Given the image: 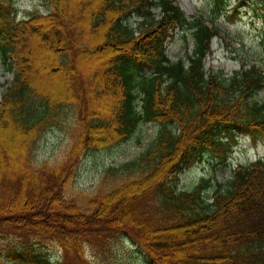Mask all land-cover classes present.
I'll list each match as a JSON object with an SVG mask.
<instances>
[{
	"label": "trees",
	"instance_id": "16d2710c",
	"mask_svg": "<svg viewBox=\"0 0 264 264\" xmlns=\"http://www.w3.org/2000/svg\"><path fill=\"white\" fill-rule=\"evenodd\" d=\"M47 1L48 14L17 21L11 0H0V59L13 71L0 100V264H95L86 250L105 260L123 236L143 249L144 264H264V157L213 192L206 181L178 189L183 168L226 151L221 132H264V98H254L264 70L250 64L230 77L205 70L215 31L172 0ZM255 1L264 19V0ZM225 5L212 0V15ZM176 26L191 30L195 43L173 61L163 43ZM38 49L48 55L43 63ZM43 65L64 84H37ZM147 67L151 77L140 71ZM148 121L157 134L136 156L96 166L104 173L91 192L72 189L84 156L137 142ZM52 128L67 146L60 160L39 161ZM44 241L59 248L55 258Z\"/></svg>",
	"mask_w": 264,
	"mask_h": 264
},
{
	"label": "rangeland",
	"instance_id": "374dc122",
	"mask_svg": "<svg viewBox=\"0 0 264 264\" xmlns=\"http://www.w3.org/2000/svg\"><path fill=\"white\" fill-rule=\"evenodd\" d=\"M239 1L227 0V16L217 17L216 21H214L218 28V33L212 39L211 52L205 58V67L207 69L221 70L225 76H229L234 71L239 70L245 62L246 64L261 63L264 67V40L262 37L264 31L260 29V22L256 21L254 25L250 22L254 9L259 8V4H255V0H244V4L246 5H239ZM175 2L187 14H202L205 19L210 20L209 10L212 7L211 0H175ZM13 3L15 7H18L19 16L30 15L38 7L39 11H47V7L46 10L43 7L46 5V0H13ZM73 7L77 6L73 5ZM132 19L135 20V17ZM184 37H186V34L177 33L170 40L167 52L171 58H178L183 54L186 47L188 49L191 48V35H188L186 39L187 46L185 45ZM92 40L95 41L97 46L100 45L96 39ZM35 51L38 52L37 60L42 59L40 61L43 63L48 55L42 49ZM88 61L91 62V59ZM3 66L4 64L2 65L0 59V96L12 78V72L2 71ZM51 69L47 65L36 69L35 76L41 80H36L37 84L40 82L45 86L50 80L53 82L48 85L64 84L59 76H53L52 74L50 76ZM255 97L257 99L264 98V88ZM156 132L157 128L154 123L142 124L138 130L137 135H139V140L137 142L122 143L121 145L112 147L107 151L97 154L94 160H91V157L86 159L84 156L80 160L75 174L78 175L79 181H76L79 183H77L76 187L73 185L72 189H84L83 187H85L90 188L85 191L90 190L89 192H91L92 185H95L104 173L99 171L100 169L96 170V166L112 161H124L136 156L147 142L154 138ZM63 135L64 132L58 128H52L46 132L45 141L38 148L39 161L46 160L54 163L60 160L68 142V137L64 139ZM229 137V143L226 144L227 155L222 158H216L219 156L213 153L216 157L214 155H206L201 160H198L180 174L179 188L184 190L191 188L203 178L210 179L211 181H225L231 176L234 169L264 155V134L262 132L254 131V134L234 132ZM68 186L69 184L66 187ZM211 189L212 187L208 190L211 191ZM102 232L105 235V231L102 230ZM90 237L96 242H102V245L105 246L104 249H106L107 244L103 236L102 241L99 235L92 234ZM122 240L123 238H119L117 246L114 245L116 248L114 249L113 256L102 260V256L99 254L96 258L98 264H142L140 249L132 244L129 245L128 241ZM53 250L55 249L50 246L46 249V253L52 255L51 252Z\"/></svg>",
	"mask_w": 264,
	"mask_h": 264
}]
</instances>
